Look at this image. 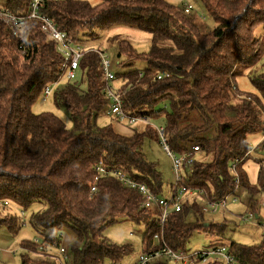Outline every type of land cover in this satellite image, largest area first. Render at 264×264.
Returning a JSON list of instances; mask_svg holds the SVG:
<instances>
[{"label":"trees","instance_id":"trees-1","mask_svg":"<svg viewBox=\"0 0 264 264\" xmlns=\"http://www.w3.org/2000/svg\"><path fill=\"white\" fill-rule=\"evenodd\" d=\"M201 1L218 25L209 34L185 13V6L167 0H101L95 6L83 0H44L37 12L76 45L116 26L151 34V48L145 54L128 41L114 39L120 66L146 63L144 69L116 74L124 111L151 119L164 115V136L173 153L183 155L199 146L207 158L212 154L210 161L193 163L187 183L205 189L214 201L245 189L248 206L257 213L258 197L264 196V163L255 185L243 166L250 157L249 136L264 132V75L251 79L260 96L240 91L237 78L243 74L240 68L256 67L263 59L264 37L255 32L264 27V0ZM33 2L6 0L2 7L27 16ZM42 28L41 19L28 21L22 41L19 33L0 22V203L6 208V201L15 203L25 211L36 204L44 207L30 217L41 241L21 242L22 264H51L34 260L31 254L51 247L59 251L65 230L75 235L67 250L69 264H119L133 253V246L111 243L104 234L121 219L145 224L143 253L158 251L159 210L144 208L141 194L117 178L96 182L97 167L102 166L122 171L163 195L162 174L143 151L146 139L160 142L158 131L140 125L129 127L134 132L125 136L112 124L99 127L96 121L110 105L99 54L86 52L77 76L62 80L64 57ZM47 88L56 103L67 108L73 129L53 113H33L40 98L46 100ZM234 163L238 177L231 173ZM199 201H184L182 211L171 214L164 225L165 241L176 252H188L197 231L224 234L225 226L202 221ZM192 214L195 222H189ZM24 224L16 215L0 217V228L15 236ZM224 246L239 264H264V240L251 246L234 241Z\"/></svg>","mask_w":264,"mask_h":264},{"label":"rangeland","instance_id":"rangeland-1","mask_svg":"<svg viewBox=\"0 0 264 264\" xmlns=\"http://www.w3.org/2000/svg\"><path fill=\"white\" fill-rule=\"evenodd\" d=\"M6 0H0V8L4 5ZM88 1L91 5H99L101 0H83ZM168 2L181 7L191 5L193 7L190 16L195 20L197 25L200 26L204 34H209L217 28V24L213 17L209 14L206 7L201 0H167ZM256 36L258 38L264 37V27L260 26L256 30ZM115 38L119 40L128 41L132 44L135 50L140 54H145L150 51L151 48V34L125 26H116L109 31L101 32L97 37L83 38L77 45L82 51H87L89 49H96L105 52L109 57L111 62L114 64L112 71L115 74L126 73L134 69H144L146 67L145 62H138L133 66H120V59L118 58L119 47L118 42ZM264 49V44H263ZM243 72L241 76L237 78V84L240 91L258 95L259 91L254 87L252 80L254 78H259L264 75V56L259 65L252 68H240ZM81 80V74H78L77 81ZM64 85H62L63 87ZM118 86V84H117ZM263 109H264V99H263ZM34 114L42 113H53L61 121H63L69 129H73V123L71 121L70 113L64 105H58L54 99V96H50L45 101L43 96L33 107ZM96 124L99 127H104L108 125H113L115 130L125 136H131L133 134V129L129 128L126 124H120L113 121L104 112L98 117ZM152 124L154 127L164 129L166 124L165 116L160 118H153ZM137 125L135 128H140ZM250 144V157L248 161L244 164L243 170L247 175L250 183L252 185L257 184L259 179V168L260 164L264 163V137L263 132L250 135L248 138ZM159 142L152 141L151 139H146L143 147V151L147 160L151 163L157 164L158 170L161 172L163 177L164 189L163 195H170V188L174 180L173 175V164L172 160L169 158L167 153L163 150H157ZM197 161H210L212 159V154L210 157H206L204 153H199L195 156ZM237 203H232V199L229 201L228 210H222L216 214L213 213H202L203 220L206 223H213L214 225L225 226L224 234L211 235L203 231L195 232L190 242L187 246L189 253H194L196 251H208L214 247H221L228 245L231 242H236L241 245L251 246L260 244L264 240V196L258 197L259 207L258 212L254 213L248 206L250 195L245 189H239L237 193ZM201 210L207 208L202 199H199ZM39 204L34 205L27 211L23 210L15 203H11L7 208L0 203V217L6 214L16 215L21 221H26V224L22 226L19 234L17 236L13 235L8 231L7 228H0V264H22L21 256L25 253V250L21 247L22 241L37 242L41 241L40 235L31 226L29 220L32 214L43 210ZM23 214V215H22ZM254 216L252 223L241 222L236 216L248 215ZM197 217L192 214L189 217V222H195ZM145 224L133 223L127 219H121L119 223L108 227L105 231V237L111 243L117 245H132L133 253L125 258L119 264H136L139 257L143 255V234L146 232ZM75 242V235L71 230H65L63 233L62 247L69 251L71 245ZM224 244V245H223ZM34 260H46L51 264H60L57 257H59V251L55 247L48 248L43 254H31ZM111 264V263H106ZM171 264H177L172 262Z\"/></svg>","mask_w":264,"mask_h":264},{"label":"built area","instance_id":"built-area-1","mask_svg":"<svg viewBox=\"0 0 264 264\" xmlns=\"http://www.w3.org/2000/svg\"><path fill=\"white\" fill-rule=\"evenodd\" d=\"M44 0H34L31 13L27 16L14 15L10 10L1 7L0 8V22L5 24L9 29L19 33L24 41L26 23L33 19H41L43 21V32L47 36L48 40L54 43L64 57V77L62 80L70 81L77 76V72L80 67V62L86 52L95 50L101 58V66L105 76L104 93L110 100V105L106 109L105 114L111 119L118 120L121 124H126L128 127H135L137 125L153 126L152 119L148 116H132L127 114L123 108L122 96L116 86V74L112 71L114 64L111 62L110 57L101 50L89 49L82 51L78 45L72 42L71 39L65 33H62L56 29L50 20L44 17H40L37 10L39 5ZM193 7L191 5L185 6V13L191 14ZM159 79H162L160 77ZM53 94L52 89L47 88L45 91V99H48ZM156 130L160 135L159 145L157 150H163L173 164L174 180L170 188V195H157L146 185L141 184L137 180L131 178L129 175L122 171L112 170L106 167H97L96 182L103 178H117L125 186L139 192L143 198L142 206L146 209L159 210L160 212V226L161 232L156 236V241L160 245V249L149 255L143 254L139 257L136 264H150L159 260H167L170 263L175 262L177 264H196L198 261L202 263L213 262L217 264H239L234 257H232L226 246L214 247L208 251H196L194 253L189 252H176L165 241L164 225L171 214L180 212L183 209L184 201L198 198L202 199L207 206L203 208L204 213L216 214L222 210H228L229 201L232 199V203H237V196H230L220 201H214L210 198L209 193L202 188H194L187 183V176L192 169L193 163L196 161L195 156L200 153L201 148L199 146L191 147L183 155H176L173 153L168 145L167 139L164 136V129L157 127ZM264 136V132H263ZM251 152L248 153V156ZM235 163L231 168V173L238 177L236 172ZM239 179L237 178V184ZM97 191L96 187L92 188V193ZM5 206H10L9 202L4 203ZM264 207V202H263ZM23 215V214H22ZM241 222L252 223L254 216L251 214L242 215L238 217ZM264 229V225H263ZM59 261L60 264H69V257L67 256V250L64 247L59 248Z\"/></svg>","mask_w":264,"mask_h":264},{"label":"crops","instance_id":"crops-1","mask_svg":"<svg viewBox=\"0 0 264 264\" xmlns=\"http://www.w3.org/2000/svg\"><path fill=\"white\" fill-rule=\"evenodd\" d=\"M236 217L238 218L239 216L237 215Z\"/></svg>","mask_w":264,"mask_h":264},{"label":"water","instance_id":"water-1","mask_svg":"<svg viewBox=\"0 0 264 264\" xmlns=\"http://www.w3.org/2000/svg\"><path fill=\"white\" fill-rule=\"evenodd\" d=\"M209 224H206V226H208Z\"/></svg>","mask_w":264,"mask_h":264}]
</instances>
